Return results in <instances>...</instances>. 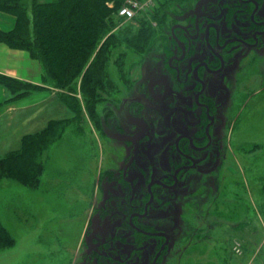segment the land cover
<instances>
[{
  "label": "rangeland",
  "instance_id": "obj_1",
  "mask_svg": "<svg viewBox=\"0 0 264 264\" xmlns=\"http://www.w3.org/2000/svg\"><path fill=\"white\" fill-rule=\"evenodd\" d=\"M158 1L150 10L136 14L151 16ZM191 1L192 16L199 18L197 29L213 17L221 27L225 24V1ZM167 2L181 20L176 25L184 32L188 30V21L181 19L184 13L178 11L175 2ZM130 19L122 18L118 26ZM179 33L177 29L176 36ZM164 45L136 54L125 47L112 49L107 77L97 91L99 101L94 114L87 108L89 96L81 89L80 78L71 92L45 83L42 67L39 82L0 73L36 86L27 94L5 101L7 92L0 83L3 104L16 105L6 111L12 116L3 119L5 132L13 130L14 142L0 153V264H82L84 236L89 230L108 229L97 215L99 186L105 185V172L120 168L142 131L154 132L156 139L164 137L162 145L173 140L175 126L170 113L177 103L172 91L180 87L168 68L178 64L182 78L187 64L185 60H170ZM171 51L179 52L175 45ZM236 52L240 60L232 64L231 57ZM225 70L222 80L205 74L207 92L214 97L216 108L210 129V156L205 163L210 170L201 175L186 173L179 187L161 191L150 209L147 221L152 223L162 216L174 240L170 250L165 248L161 264H264V36L253 49L235 47ZM184 83L183 91L191 95L190 79ZM65 93L77 98L81 109L78 116L58 98ZM134 96L142 97L145 106L137 105L132 100ZM125 97L130 101L121 109ZM31 101L38 102L31 105ZM193 110H183L181 127L189 123L201 126L199 111ZM57 120L61 121L55 123ZM49 121L55 124L49 125ZM47 125L50 133L42 139L41 153L33 162L41 158L43 170L36 186H31V173L21 177L10 174L5 159L21 149L25 136ZM162 132L165 133L159 135ZM144 153L139 155L136 167L146 165L154 171L156 159ZM235 241L241 243V255L232 249Z\"/></svg>",
  "mask_w": 264,
  "mask_h": 264
},
{
  "label": "flooded vegetation",
  "instance_id": "obj_2",
  "mask_svg": "<svg viewBox=\"0 0 264 264\" xmlns=\"http://www.w3.org/2000/svg\"><path fill=\"white\" fill-rule=\"evenodd\" d=\"M238 2L236 13L231 15L234 21L233 26L227 27L229 25H226L224 21L225 24L221 27L213 17L215 20H208L202 29L190 30V32L194 31V34L188 32L190 40L195 39L197 35V40L190 43L193 46L187 47L183 40L176 41L179 52L174 51L169 58L178 63L185 60L187 66L181 78V69L178 64L165 63L170 64L169 74L175 76L180 87L179 91H172L177 103L173 104L170 113L175 126L173 140L162 145L161 141L164 137L156 139L154 132L142 131L135 138L128 159L119 169L111 171L114 179L110 180L106 177L105 185L100 184L97 215L100 223L108 226V229L101 232L89 230L84 236L86 246L83 249L85 258L82 264H100L102 258L104 261L116 264H133V262L136 264L138 261L144 262L147 259L142 253H147L148 248L156 249L151 264H161L160 258L165 248L171 249L174 240L170 233L171 229L163 225L162 216L152 223L147 220L150 218V209L161 191L176 190L183 180L182 177L187 176L186 173L188 175L193 172L205 174L209 171L205 163L210 156L209 149L212 143L210 129L216 108L214 97L207 92L205 74L217 75L222 80L233 49L237 46L253 49L262 43V36H264V0H238ZM239 60V53H233L231 63L236 64ZM189 79L191 95L186 94L182 89L184 82ZM220 86L224 89L223 85ZM132 100L137 105L144 103L143 98L139 96L132 97ZM129 101L130 98L125 97L120 108L123 109ZM185 109L190 112L194 111L193 109L199 111L197 117L198 122L201 123L200 127H197L195 123L192 126L190 123L186 127L180 126L182 121L180 116ZM120 113L122 114L121 111ZM124 113L131 114L126 111ZM125 115L124 118L127 120ZM208 124H210L209 137L206 133ZM141 151H145L144 154L151 157V160L156 159L157 165L154 171L146 165L141 166L140 169L136 167ZM180 167L184 168L177 172L175 182V170ZM156 180L167 187L155 183ZM177 193L179 192L175 191L176 197H178ZM126 207H128V213L124 215L121 210H125ZM123 219L126 221L125 230L122 229L121 224ZM118 236L122 237V240ZM139 239L140 241L137 242ZM160 249L161 252L154 262L155 255ZM135 250L140 251L139 254L131 258L126 256Z\"/></svg>",
  "mask_w": 264,
  "mask_h": 264
},
{
  "label": "trees",
  "instance_id": "obj_3",
  "mask_svg": "<svg viewBox=\"0 0 264 264\" xmlns=\"http://www.w3.org/2000/svg\"><path fill=\"white\" fill-rule=\"evenodd\" d=\"M124 1L0 0V10L10 12L16 17V25L13 30L0 31V42L13 48L26 50L33 58L37 59L42 67L43 81L47 84L50 83L54 87L73 92L76 90L80 78L81 89L89 96L86 98L87 108L91 114H94V109L99 101L97 91L102 87L104 78L107 77L105 71L109 52L112 49L125 47L134 54L148 53L150 50H155L167 43V46L164 45L165 51L171 55L174 53L171 51L173 45L177 51L179 50L178 42L180 40H183L187 47H190V43L197 40V35L195 39L191 40L188 35V32L195 28V25L198 28L199 20V18L195 20V17L192 16L193 2L191 0H171L179 7L178 11L184 13V17L181 16V19L188 21V30L185 32L176 25L181 20L171 12L172 7L167 0L158 1V7L151 16L145 15L143 12L138 13L128 22H122L118 26L124 17L121 16V18L117 12ZM223 1L227 3L224 20L226 25H229L227 27H230V25H234L231 15L236 13L239 2L238 0ZM230 1H232L231 4ZM114 29L116 30L111 32ZM177 29L180 30L179 37L175 34ZM200 29L199 26L197 30ZM99 45L100 47H98ZM162 57L164 60V56ZM0 83L7 92L5 101L27 94L29 88H36L34 85L5 75H0ZM58 98L76 116L81 113L78 100L74 96L65 93L58 95ZM59 121L61 120H57L55 123ZM55 123L50 122L49 125ZM49 125L39 132L25 136L22 140L21 149L10 153L5 159L8 161L7 168L10 174L21 177V174L31 173L29 182L31 186H36L43 170L41 158L38 162H33L34 157L41 153L42 139H45L46 135L50 133ZM208 169L210 170V168ZM199 174L201 175V173ZM105 176L110 180L114 179L111 171L105 172ZM124 209L121 212L127 215L128 207ZM125 222V219L121 222L122 229L126 227ZM2 234L3 231L0 228V236ZM118 238L122 240V237L118 236ZM139 241L140 239L137 242ZM155 250L148 248L147 253H142L147 259L144 262L138 261L136 264H151ZM139 252L137 250L131 251L126 256L131 258ZM101 262L112 264L111 261H104L103 258L100 264H102Z\"/></svg>",
  "mask_w": 264,
  "mask_h": 264
},
{
  "label": "crops",
  "instance_id": "obj_4",
  "mask_svg": "<svg viewBox=\"0 0 264 264\" xmlns=\"http://www.w3.org/2000/svg\"><path fill=\"white\" fill-rule=\"evenodd\" d=\"M16 17L10 12L0 10V31L8 32L15 28ZM0 73L7 74L12 77L20 78L30 82H39L41 76V66L39 62L31 58L30 54L23 49L13 48L9 45L0 42ZM47 97V94H40ZM38 101H31V105ZM4 90L0 85V153L10 143L13 144L14 137L11 132L6 133L7 127L3 124L4 116L11 117V112H6L14 106L5 105ZM7 113V114H5ZM13 113V112H12ZM10 114V115H9ZM16 139V138H15Z\"/></svg>",
  "mask_w": 264,
  "mask_h": 264
},
{
  "label": "built area",
  "instance_id": "obj_5",
  "mask_svg": "<svg viewBox=\"0 0 264 264\" xmlns=\"http://www.w3.org/2000/svg\"><path fill=\"white\" fill-rule=\"evenodd\" d=\"M156 0H128L118 11V14L124 18H132L139 10H150ZM233 251L240 255L242 249L240 243L235 241L233 244Z\"/></svg>",
  "mask_w": 264,
  "mask_h": 264
},
{
  "label": "water",
  "instance_id": "obj_6",
  "mask_svg": "<svg viewBox=\"0 0 264 264\" xmlns=\"http://www.w3.org/2000/svg\"><path fill=\"white\" fill-rule=\"evenodd\" d=\"M209 126H210V124H208L207 127H206V133H207L208 137H209V132H208ZM184 167H185V166H184ZM184 167H180V168H177V169L175 170V174H174V181H175V182H176V180H177V177H176L177 172H178L180 169L184 168ZM154 182H155V183H158V184H161V185H163V186H165V187H167L166 185H164L163 183H161V182L158 181V180H156V181H154ZM151 198H152V194H151ZM161 249H162V248H161ZM161 249L156 253L155 258H154V262L156 261L158 255L160 254Z\"/></svg>",
  "mask_w": 264,
  "mask_h": 264
}]
</instances>
